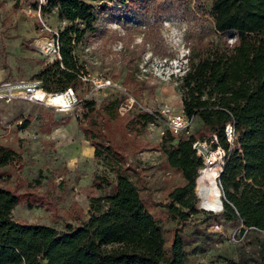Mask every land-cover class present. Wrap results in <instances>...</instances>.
Returning <instances> with one entry per match:
<instances>
[{
	"label": "trees",
	"instance_id": "16d2710c",
	"mask_svg": "<svg viewBox=\"0 0 264 264\" xmlns=\"http://www.w3.org/2000/svg\"><path fill=\"white\" fill-rule=\"evenodd\" d=\"M92 1L101 2V11L121 13L117 22L123 27L132 26L129 19H141L143 26L133 27L143 34L139 45L149 44L154 53L165 50L157 28L161 15L195 19L197 12H203L201 0H194L192 9L187 0ZM113 1L120 7L108 6ZM206 1L216 38L191 47L185 55L184 72L177 76L180 106L199 127L176 137L164 127L156 145L165 165L179 174L183 184L168 191L159 204L162 210L153 211L152 203L141 194L140 173L128 162L116 137L120 129L125 135H140L154 117L133 105L120 126L122 98L108 99L99 106L85 98L80 104V128L88 134L93 157L114 174V180L104 173L94 175L92 185L102 193L91 196L87 218L78 225L66 223L57 229L20 222L12 217L19 203L32 208L41 202L51 207L53 202L42 190L40 176L10 184L15 152L0 145V264H187L185 246L203 236V230L190 219L195 211L193 185L201 167L191 142L215 135L216 144L228 148L223 137L228 121L233 122L235 140L218 175L221 211L206 213L208 225L213 221L231 223L232 228L241 225L242 230L247 228L246 241L251 234L262 237L253 264H264V0ZM47 5L57 6L59 17L67 24L59 32L60 58L46 60L33 78L48 92L68 87L75 91L83 83L72 54L74 41L83 32L79 22L93 29L96 12L87 0H47L43 7ZM228 34H232L229 42ZM131 79L127 75L123 83ZM28 124L25 119L23 127ZM209 190L216 194L213 184ZM170 221L174 226L166 244L162 224ZM226 264L240 263L227 259Z\"/></svg>",
	"mask_w": 264,
	"mask_h": 264
},
{
	"label": "rangeland",
	"instance_id": "374dc122",
	"mask_svg": "<svg viewBox=\"0 0 264 264\" xmlns=\"http://www.w3.org/2000/svg\"><path fill=\"white\" fill-rule=\"evenodd\" d=\"M193 1L187 0L191 9ZM87 2L93 5L96 19L92 23L93 29L79 22L83 32L74 41L72 54L77 60L83 83L75 93L79 97L92 98L98 106L108 99L122 98L118 108L120 126L133 110L132 98L149 108H176L180 104L177 76L185 67V55L196 44L200 46L216 38L207 13L208 1L201 0L203 12H197L195 19L172 13L160 16L158 35L165 48L161 53H154L149 44L144 48L139 45L143 34L134 28L143 26L141 19H129L128 24L132 26L123 27L117 22L122 18L121 13L109 9L101 11L100 1ZM108 6L119 8L120 4L113 1ZM36 7L35 0H0V83L36 80L33 76L46 60H50L37 47L44 33L40 29ZM40 14L47 23L60 29L67 24L59 17L57 6H42ZM231 38L232 34H228L226 40L229 42ZM127 75L132 79L124 84ZM99 79H109L121 85L124 91L117 87L94 90V81ZM76 113L27 101L0 100V145L15 152L10 184L14 185L17 179L33 180L40 176L42 190H46L53 202L51 207L41 202L32 208L21 202L12 211L15 220L57 229H63L66 223L78 225L87 218L91 196L102 193L92 185L94 175L104 173L114 180V174L93 157L88 134L79 125L82 117ZM25 119L29 120L27 127H23ZM198 127L195 120L191 130L196 131ZM163 129L162 120H155L136 137L125 135L121 129L116 137L126 152L128 162L139 171L141 194L152 203L153 211L162 210L159 204L165 201L168 191L183 184L179 174L165 165L164 158L156 150ZM205 172H202L203 178L208 182ZM130 178L135 182L132 173ZM202 187L206 193H215L207 185L202 184ZM192 192L195 211L190 217L191 224L196 223L203 230V236L185 246L187 264H226L227 259L253 264L262 237L251 234L247 241L229 242L227 233L233 229L232 224H220V229L212 231L208 215L199 205L194 185ZM210 201L218 204L216 199L210 198ZM202 205L214 208L203 202ZM173 226V221L162 224L166 244ZM192 228L189 226L185 232Z\"/></svg>",
	"mask_w": 264,
	"mask_h": 264
},
{
	"label": "built area",
	"instance_id": "2783aa9c",
	"mask_svg": "<svg viewBox=\"0 0 264 264\" xmlns=\"http://www.w3.org/2000/svg\"><path fill=\"white\" fill-rule=\"evenodd\" d=\"M46 1L47 0H35L37 5L35 10L40 20V29L44 33V36L41 37L37 47L38 50L49 59L55 57L60 58V27L56 25H50L41 17L40 14L41 7L45 5ZM63 21L65 22L66 20L63 19ZM184 69L182 73L184 72ZM103 87H117L124 91V88L121 85L113 83L109 79H99L94 81V90H98ZM85 98L86 97H79L70 87L61 92L45 91L41 87L38 80H13L0 83V100L3 102H11L16 100L27 101L41 106L53 107L56 110L62 112L77 111L76 115H81L80 104ZM131 105H136L151 114L154 117V121L162 120L164 127L174 137L179 135L185 136L191 133L192 124L194 123L195 118L192 115H185L181 106L173 109L159 108L158 110L143 106L135 98L131 99ZM223 137L228 144V148H223L216 144L215 135H211L208 138L202 140L196 139L191 142V148L201 159V167L197 170V175L194 181L196 195H198L196 191V182L199 174L205 170L212 171L215 174L214 183L219 194V206L216 210L201 208L206 213L211 214L219 213L222 207L218 175L222 170V166L229 154L230 148L234 144L235 134L232 121H228L224 124ZM199 205H201V200ZM220 224L221 223L218 221H213L210 223V229L212 231H217L221 227ZM246 229L247 228H244L242 230L241 225L235 226L227 233V240L232 243H238L245 240Z\"/></svg>",
	"mask_w": 264,
	"mask_h": 264
},
{
	"label": "bare ground",
	"instance_id": "6f19581e",
	"mask_svg": "<svg viewBox=\"0 0 264 264\" xmlns=\"http://www.w3.org/2000/svg\"><path fill=\"white\" fill-rule=\"evenodd\" d=\"M59 100V99H57ZM206 173H205V176L206 178H208L210 181L205 183L204 181V178H203V174L202 172L199 174V177L197 179V182H196V191H197V194H198V197H200V200H201V206L205 209H208L206 207H204L202 205V202L206 205L209 206L208 202L214 204L212 201H210V198L211 199H216L219 201V194H218V190L214 184V177H215V174L212 172V171H207L205 170ZM202 184L204 185H207V186H210V184H213L215 186V189H216V194H209V193H206L205 191V188L202 187ZM208 201V202H207ZM218 203V202H217ZM219 206V205H218ZM218 206L216 208H212V210H216L218 208ZM208 210H211V209H208Z\"/></svg>",
	"mask_w": 264,
	"mask_h": 264
},
{
	"label": "crops",
	"instance_id": "0c3cea01",
	"mask_svg": "<svg viewBox=\"0 0 264 264\" xmlns=\"http://www.w3.org/2000/svg\"><path fill=\"white\" fill-rule=\"evenodd\" d=\"M179 102H180V100H179ZM179 106H180V104H179L177 107H179ZM177 107H176V108H177ZM197 123H198V126H199V122H198V121H197Z\"/></svg>",
	"mask_w": 264,
	"mask_h": 264
},
{
	"label": "clouds",
	"instance_id": "9594fccd",
	"mask_svg": "<svg viewBox=\"0 0 264 264\" xmlns=\"http://www.w3.org/2000/svg\"><path fill=\"white\" fill-rule=\"evenodd\" d=\"M184 58H186V56Z\"/></svg>",
	"mask_w": 264,
	"mask_h": 264
},
{
	"label": "water",
	"instance_id": "95a60500",
	"mask_svg": "<svg viewBox=\"0 0 264 264\" xmlns=\"http://www.w3.org/2000/svg\"><path fill=\"white\" fill-rule=\"evenodd\" d=\"M201 208H203V207L201 206Z\"/></svg>",
	"mask_w": 264,
	"mask_h": 264
}]
</instances>
